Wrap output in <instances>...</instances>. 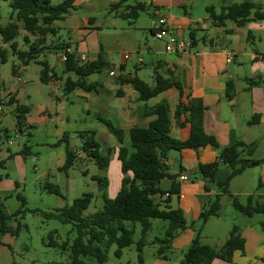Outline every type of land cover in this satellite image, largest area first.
<instances>
[{
    "label": "crops",
    "instance_id": "obj_1",
    "mask_svg": "<svg viewBox=\"0 0 264 264\" xmlns=\"http://www.w3.org/2000/svg\"><path fill=\"white\" fill-rule=\"evenodd\" d=\"M49 1L52 5H57L64 0ZM120 1L75 0L71 13L64 19L54 22L57 34L46 37L44 46L48 48L42 51L36 60L27 64L20 61L10 48V44L4 43L0 37V48L5 51L6 63L9 57L13 58L11 78L5 79L0 68V98L6 107L5 113L0 115V170L5 169L8 161L13 158L11 145L17 140L10 144L7 141L12 138V133H15L18 139L21 136L28 138L32 135V130L44 125L48 128L47 145L51 143L56 145L65 134L73 136L69 132L72 122L67 110L69 105L75 106L77 97L84 101L79 106L82 112L88 115L93 112L101 114L124 131L123 145L130 152H132L130 130L136 126L148 127L157 117L149 115V111L161 101H167L169 105L170 134L175 139H188L192 129V124L188 122L190 114H182L180 118H175L176 107L179 103L192 104L203 108L195 115V122H201L204 132L214 136L221 148L242 141L247 145L255 144L256 151L264 131V20L250 21L242 26L227 21L223 26H216L207 12V7H213L215 11L220 12L231 4L251 1L264 5V0H127L122 8L112 10V5ZM136 3H143L146 10L139 14L133 24L119 17V12ZM6 4L9 6L8 2ZM143 14L149 17L148 22L143 21ZM159 16L166 19L173 36L191 41L192 45L186 52L167 53L164 43L154 38L153 21ZM24 37H28L29 40L25 41ZM142 39L145 40L144 44ZM35 40V36L20 28L19 36L14 42L18 50L28 51ZM63 45H68L77 59L82 55L86 56L87 63L98 61L102 53V58L108 66L101 73L95 72L86 78L88 83L100 84L95 90L87 92L76 88L71 92L66 91L67 80L76 81L77 76L64 72V66L57 55ZM131 53L136 54L133 70L128 63L131 61ZM228 54L232 55L231 62H227ZM147 58L149 67L145 60ZM42 61H46L55 74V78L47 84L40 80ZM1 65L4 66L5 63ZM148 68L153 76H146ZM168 70L173 72L181 83L182 97L179 89L171 87L148 101H141L134 86L122 81L124 78L137 77L153 86L155 73L159 72L168 77ZM111 71L115 73L114 76H110ZM249 80L258 83L252 84ZM229 82L234 84L231 98L227 85ZM17 107H24L27 110L22 130H19L16 122ZM114 140L111 159L117 158L120 147L115 137ZM71 149L78 157L83 158V155H80L82 154L80 148L73 146ZM28 155H32L31 151ZM218 157V150L211 146L198 150L170 151L166 166L168 172L176 176L175 182L180 185V193L172 196L157 194L154 196L155 203L161 208L168 205L172 209H181L185 225L189 223V219L193 221L203 209L207 197L218 192L212 185H209L207 191V183L198 172L199 164L219 161L215 177L217 181H225L230 173ZM65 161L66 156L64 162L59 163L58 169L48 172L47 177L52 173H64ZM251 168L231 180L229 190L232 195L236 197L246 195L248 199ZM190 174L197 176L196 182L191 183ZM88 175L87 173L86 176ZM181 175H185L187 180H180ZM121 178L122 174L119 178L120 183ZM91 179L93 180V177ZM65 180L57 178L59 184ZM2 181L3 177L0 174V182ZM110 186L109 183L108 187ZM171 187V179L165 178L160 183L162 191L167 192ZM109 188L105 190L106 194L109 193ZM119 189L120 186L116 188L114 194L109 193V197L113 198ZM251 195L264 199V185ZM247 220L245 219L241 226L243 229L241 235L245 240L244 253L235 252L230 263L217 259L212 264H253L252 258L249 257L250 252L251 257L257 255V260H264V238L260 231L249 226ZM258 220L261 222L260 218ZM231 229L227 232V238ZM180 231L173 239L178 245H181L177 238ZM174 246L172 243L171 247Z\"/></svg>",
    "mask_w": 264,
    "mask_h": 264
},
{
    "label": "trees",
    "instance_id": "obj_2",
    "mask_svg": "<svg viewBox=\"0 0 264 264\" xmlns=\"http://www.w3.org/2000/svg\"><path fill=\"white\" fill-rule=\"evenodd\" d=\"M0 1L8 2L11 9L10 21L6 25L0 24V37L4 43L10 44L13 53L25 64L36 60L40 53L48 48L44 46L46 37L57 34V29L53 26L54 22L62 20L69 15L74 8L75 2V0H64L60 4L52 5L49 0ZM126 1L121 0L118 4L112 5V10H119ZM145 10L146 6L143 3H136L119 12V17L133 24L138 19L139 14ZM207 12L216 26H223L227 21H232L242 26L250 21L264 20V5L251 1L231 4L220 12L215 11L213 7H207ZM20 28L36 37L28 51L18 50L17 44L14 42L19 36ZM24 40L28 41L29 38L24 37ZM67 48H69L68 45H63L58 51ZM4 52L0 48V68L1 64L6 63ZM40 64L43 66L40 80L42 83L47 84L55 78V74L51 71L46 61H42ZM63 66L65 73H73L77 76L76 81L67 80V92H71L76 88L90 92L95 90L97 85L100 84L88 83L86 78L95 72L101 73L108 65L104 62L102 53H100L98 61L90 63H82L71 53ZM167 74L168 77L159 72L155 73V84L153 86H149L137 77L124 78L122 81L134 86L139 92V100L141 101H148L171 87L179 89L182 97L181 83L176 79L173 72L168 70ZM249 82L252 84L258 83L250 80ZM227 85L229 86L231 98L234 84L229 82ZM1 101L0 98V103ZM202 110L201 106L195 107L192 104L179 103L177 105L175 118H180L182 114H190L188 122L192 124L189 138L178 140L170 134L169 105L167 101H161L150 109L149 115H156L157 117L150 122L148 127L136 126L130 130L132 152L123 145L124 131L109 119L101 115L97 116L99 122L108 129L120 144L117 156L122 174L120 189L113 198H110L105 192L109 185L108 178L93 176V180L97 182L99 192H101L104 201V205L100 210L89 216L84 215V212L90 207L95 198L94 193L86 192L81 197L74 199L71 205L44 214L47 219H56L64 224H73L76 230L77 236L72 242L66 240L61 245L55 241L50 243L51 246H59L62 250L70 252V261L65 264H91V262L106 264L109 249L113 245L117 247L115 256L120 258L123 249L134 243L135 224L137 223L141 226V238L137 242L136 247L139 264H143V249L146 244V236L151 230V220L153 219H162L168 222L166 238L158 240L161 244L158 254H162L164 248L171 247L176 233L185 228L184 214L181 209H172L168 205L161 208L159 204L155 203L154 196L157 194L162 196L169 194L172 196L180 193V185L175 182L176 176L168 172L165 163L168 153L172 150H198L211 146L218 150V159L230 171L225 181H217L215 177L219 161L210 164H199L198 172L207 183V191L209 190V185H216L219 189V193L215 195L214 199L210 200L207 208L201 214L203 223H206L211 216H219L221 198L223 195H228L233 208L244 216L253 217L257 214L263 216L260 227L264 233V199L250 195L247 202L242 203L229 190L230 182L233 178L241 175L248 168L262 163L261 160L251 158L255 152L256 145H247L242 141H238L231 146L221 148L214 136L204 132L201 122H195V115ZM26 112V108L17 107L16 122L19 130H22L25 124L24 115ZM87 134L89 136L83 151L95 162L98 168H107L110 163L112 149H108L107 154L103 155L100 151L99 143L94 138L95 133L90 131ZM61 145L66 147V161L63 170L67 171L75 165L77 155L71 149L68 134H65L56 143V146ZM29 151L30 148L25 147L23 152L26 154ZM85 174L87 173L85 172ZM165 178L172 180V187L167 192L160 189V183ZM49 190L56 195H60V187L57 185L49 186ZM17 198L21 201L22 206L11 215L5 211L3 204L0 203V247L3 246V235L11 234L12 236H17L20 224H18L17 228H14L10 224V220L25 213L26 199L21 194ZM129 224L132 225V228H129ZM52 236L53 233H50L51 238ZM162 245H167V247ZM244 249L245 240L238 225L232 227L227 240L219 249L202 243L199 233L185 253L182 264H212L217 259L230 263L235 252L244 253Z\"/></svg>",
    "mask_w": 264,
    "mask_h": 264
},
{
    "label": "rangeland",
    "instance_id": "obj_3",
    "mask_svg": "<svg viewBox=\"0 0 264 264\" xmlns=\"http://www.w3.org/2000/svg\"><path fill=\"white\" fill-rule=\"evenodd\" d=\"M0 12V24L5 25L10 21L11 9L4 1H0ZM142 19H144V22L149 21V17L146 14L142 15ZM147 35L151 39L149 34ZM144 41L142 39L143 44ZM8 50L11 52L10 48ZM130 56L131 61H128V63L130 69L133 70L136 54L131 53ZM50 60L52 61L53 59L51 58ZM145 60L149 67V59ZM12 66V57L8 58L4 66L1 65L3 77L7 80L12 77ZM146 73V76H153L149 68ZM77 98H75L74 107L68 106L67 114L72 122V127L69 129V132L73 134L70 137L71 147L80 148L82 150L80 155H83V158L77 156L73 168L60 174L52 173L50 177H47L48 172L56 171L59 163L64 162L66 147L56 146L54 143L47 145L49 140L47 136L48 128L44 125L32 130V135L28 138H22L21 136L18 139L15 133H12V138H6L8 142L11 139L13 142L16 140L17 142L11 145L13 158L8 161L5 169L0 170V174L3 177V181L0 182V203L3 204L8 214H14L22 206L21 201L17 198L21 194L26 199V206L24 214L10 220V224L14 228H17L18 224H20L17 236L5 234L2 237L3 246L0 247V264H65L69 262L70 252L62 250L61 247L51 246L50 243L53 240L59 245L66 240L72 242L77 236L73 224H64L56 219H47L44 214L71 205L74 199L81 197L86 192L94 193L95 198L90 207L84 212V215L89 216L100 210L104 205V201L102 194L99 192L98 184L91 179L93 176L108 178L111 185L108 188L109 193L112 192L111 194H114L116 188L120 186L119 178L121 173L117 158L113 159L112 157L109 167L100 169L83 151L89 136L87 134L88 131L95 133L94 138L99 143L100 151L103 155L107 154L108 149L113 148L112 142L115 140L108 129L99 122L98 113L93 112L88 115L79 109V106L84 101ZM25 146L30 148L32 155L23 152ZM251 158L261 160L262 163L249 170V196L261 185H264V131L263 138L259 141L258 148ZM85 172L89 175L86 176ZM196 177V175L190 174L191 183L196 182ZM57 178L61 180L65 178L66 180L59 184ZM51 185L60 187V195H56L49 190ZM212 186L216 192L218 191V194V187L216 185ZM109 193H107L108 197ZM214 197L215 194L207 197L199 215L193 221L189 219V223L180 231L177 238L181 245H178L176 241H172L175 246L164 248L162 254H158V249L161 246L158 240L166 238L168 222L162 219L151 220L152 227L146 236V244L143 249V264H182L185 253L199 233L202 243L219 249L227 239L228 230L234 225H238L242 233L243 229L241 226L245 219H248L249 226L260 231L261 236L264 238V233L258 220L259 218L262 220L263 216L257 214L252 218L245 217L233 208L228 195H223L221 198L219 217H210L206 223H203L201 214ZM237 198L242 203L247 202L246 195L237 196ZM129 228H132L131 224H129ZM50 233H54L52 238ZM140 238L141 226L137 223L135 224L134 243L123 249V255L120 258L115 256L117 247L113 245L109 249L106 264H139L136 245ZM162 246L167 247V245ZM249 257L252 258L253 264L264 263V260H257V255H252L251 257V252ZM254 260L257 261L255 262ZM249 261L251 262V260ZM91 264L96 263L91 262Z\"/></svg>",
    "mask_w": 264,
    "mask_h": 264
},
{
    "label": "built area",
    "instance_id": "obj_4",
    "mask_svg": "<svg viewBox=\"0 0 264 264\" xmlns=\"http://www.w3.org/2000/svg\"><path fill=\"white\" fill-rule=\"evenodd\" d=\"M153 34L154 38L158 41H161L164 43V48L167 53L171 54H180L186 52L190 47H191V41L188 40H183V39H178L176 36H173L171 34V31L168 27L167 21L163 16L157 17L153 21ZM72 51L70 48H67L62 51H58L57 55L59 57V60L61 61L62 64H64L67 59L68 55L71 54ZM127 58V57H126ZM232 55L228 54L227 55V62L232 61ZM79 60L82 63H87V57L82 55L80 56ZM110 76H114V72L109 73ZM5 104L4 102L0 103V115L5 113ZM12 139L8 142L9 144L12 143ZM166 163V162H165ZM180 180L184 181L187 180V177L185 175L180 176ZM168 196V195H167Z\"/></svg>",
    "mask_w": 264,
    "mask_h": 264
}]
</instances>
